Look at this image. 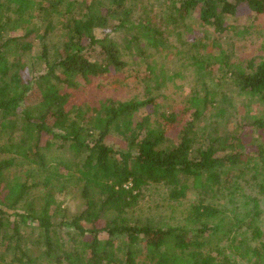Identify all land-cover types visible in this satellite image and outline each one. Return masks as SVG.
<instances>
[{
	"label": "trees",
	"instance_id": "obj_1",
	"mask_svg": "<svg viewBox=\"0 0 264 264\" xmlns=\"http://www.w3.org/2000/svg\"><path fill=\"white\" fill-rule=\"evenodd\" d=\"M64 1L0 0V132H6L5 150L12 153L10 158L0 160V264H27L31 261V250L23 233H29L34 228L38 229L39 242L30 245L41 248L56 264H136L137 252L133 244L139 241L144 243L145 257L151 264H171L165 247L169 238L173 239L175 248L182 251L188 249L195 264H235L230 261L214 262L211 255L198 260L201 254L194 252L203 248L205 241L220 231L219 222L202 221L197 228L175 226L164 229L128 222L123 214L133 206L137 190L143 185L163 183L170 187V196L177 198L184 195L180 187L189 177L199 179L205 194H216L218 191L220 194L249 173L256 189L264 195V141L257 143L259 149L252 157L240 146L239 133L219 138L206 132L201 124L207 100H210L213 109L218 107L216 94L209 91L189 102L193 107L191 118L185 119L181 125L176 145L168 137V129L175 120L174 113H160L162 119L153 125L148 121L154 112L147 113L140 122L133 124V114L153 104L151 98L111 101L99 108L97 120L73 112L67 107L69 94L61 91L64 86L77 85L78 78L88 80L91 76L106 75L110 68L119 71L125 65L121 58L127 46L111 39L109 33L98 37L95 29L107 27L110 15L118 13H121V18L115 29L136 26L130 24L132 8L124 0H116L115 6L105 12L95 7L94 0H84L85 17L78 22L72 21L57 45L50 48L48 43L51 44L53 35L50 31L53 24L51 13L57 12L56 7ZM242 4H248L255 15L264 16V0H181L176 10L184 15L197 11L201 23L223 32L226 30L224 19L234 16ZM35 8L46 21L38 32L43 60L40 67L31 70L25 80L18 61L26 57L32 42L26 40L29 33L21 29V34H12L9 25L14 18H34ZM142 28L148 29L146 25ZM31 31L36 33L37 30ZM153 41L157 48L155 43L160 42ZM152 43L148 45L152 47ZM253 66L249 72H238L235 81L241 92L258 95L263 100L264 54ZM31 96L36 101L29 104ZM11 115H17L22 122L19 134H16V122L8 120ZM244 118V115H239L238 122H243ZM91 121L94 122L91 124ZM248 124L264 132V111L252 114ZM118 126L123 128L127 137L125 149H115L105 143L111 129ZM43 133L49 137L46 146L52 144L51 139L63 140L61 147L67 146L74 157L72 177L83 182L80 188L82 197L98 194V206L87 205L69 220L63 213H50L49 207L55 203L60 192L53 189L50 179L45 182L49 191L29 196L31 189L38 184L32 182L37 173L35 168L25 172V179L15 196L18 184L9 176L17 158L36 163L39 169L45 167L44 152L40 150ZM28 142L27 149L30 151L24 152ZM55 181L56 186L64 187L59 176L55 177ZM21 202H25V206L19 205ZM252 202L253 215H257L258 199L253 197ZM201 207L204 212H197L203 218H213L217 213L208 204H201ZM59 208L57 203L56 211ZM105 213H111L112 217L99 225ZM200 219L198 215L192 221ZM101 233H105L107 238L102 239ZM55 234L69 237L62 238V249H59ZM88 236L90 256L86 263L84 239ZM257 236H260L259 232ZM122 238H127L124 248ZM120 249H124L122 253ZM261 256L264 259V245Z\"/></svg>",
	"mask_w": 264,
	"mask_h": 264
},
{
	"label": "rangeland",
	"instance_id": "obj_2",
	"mask_svg": "<svg viewBox=\"0 0 264 264\" xmlns=\"http://www.w3.org/2000/svg\"><path fill=\"white\" fill-rule=\"evenodd\" d=\"M115 1L94 0V4L101 12H105L115 6ZM83 2L84 0H66L56 7L57 12L52 11L53 24L50 31L53 35L51 44L48 43L50 48L57 45L58 39L67 32L72 21L78 22L85 17ZM124 2L131 6L132 14L129 21L137 28L115 29L121 18V13H118L110 15L107 27L95 29L98 37L109 33L111 39H115L122 46H127L121 58L124 67L119 71L110 68L108 74L91 76L88 80L78 78L77 85L64 86L61 91L69 94L67 107L73 112H80L97 120L99 108L111 101L151 98L154 100L153 104L142 107L133 114V124L140 122L147 113L154 112L149 117L150 125L162 119L160 113H174L175 120L168 129V137L176 145L179 142L177 133L181 125L185 119L191 118L193 107L189 102L196 96H202L205 91L214 92L218 107L213 109L209 104L210 100H207L201 124L203 129L219 138L239 133L240 146L255 157L259 149L257 143L264 141V132L249 125L248 118L252 114L264 111V99H259L258 95L241 92L236 84L235 75L240 71L249 72L264 54V16L255 15L248 4H242L238 6L234 16H227L224 19L226 30L217 32L212 26L200 22L197 11L186 15L182 12L179 14L176 8L181 0H124ZM33 14L34 18L30 20L14 18L9 25L12 34H21V29L29 33L26 40L32 42L26 57L19 58L18 61L21 75L25 80L28 79L31 70L40 67L43 60L40 56L38 32L45 26L46 21L42 20L36 8ZM143 25L148 29L144 30ZM34 29L37 30L36 33L29 32ZM152 41L160 42L155 43L157 48ZM149 43H152V47L148 45ZM34 101L36 99L31 96L28 102L31 104ZM239 115L245 116L243 122H238ZM8 120L10 123L16 122V134H19L22 126L20 118L11 115ZM122 130L120 126L113 127L105 143L111 144L115 149H125L127 137L125 138ZM48 138L45 133L40 138V150L44 152L45 167L39 169L38 164L17 158L10 169L9 177L12 180L16 179L15 183L18 184L15 196L29 168L37 170L32 182L38 183L31 189L29 196L49 191V186L45 182L51 179L50 185L60 194L56 196L55 203L50 205L49 212L63 213L69 220L87 205L98 206L100 196L92 193L88 198L82 197L80 188L83 182L72 177L74 173L72 153L68 151L67 146L61 147L64 143L61 139L55 141L51 139L52 144L46 146ZM5 144L6 132L1 131L0 160L12 156L11 152H6ZM29 144L30 142L25 144L24 152L30 151L27 149ZM56 176L63 181L64 187L56 186ZM238 181L220 194L219 191L216 194H205L199 179L189 177L180 187L184 195L177 198L170 196V187L167 185L148 183L137 190L133 206L127 209L123 216L131 223L149 224L164 229L175 226L197 228L202 221L219 222L220 231L209 237L203 248L194 251L201 254L198 260L211 255L214 262L264 264L261 256L264 245V195L256 189L249 173L241 176ZM15 196L13 198H16ZM253 197L257 198L259 203L257 215H253ZM57 203L60 204V208L56 211ZM204 203L217 210L213 218H203V215L197 212L203 211L201 204ZM19 205L25 206V202ZM105 215L99 225H103L105 219L112 217L111 213ZM198 215L201 216L200 221H192V218ZM257 232L260 233L259 237ZM23 236L31 250V261L27 264H56L41 248L30 245L39 242L37 228L31 229L29 233H23ZM54 236L59 249H62V238L68 236L62 237L58 234ZM100 236L102 239L107 238L105 233H101ZM89 242L90 237H85L86 263L90 256ZM122 243L123 248L126 247L127 238H122ZM165 247L171 264H195L193 254L188 249L182 251L175 248L173 239L166 240ZM133 249L137 252L136 264H151L145 257V246L142 241L133 244ZM122 250L124 249H120L121 253Z\"/></svg>",
	"mask_w": 264,
	"mask_h": 264
}]
</instances>
